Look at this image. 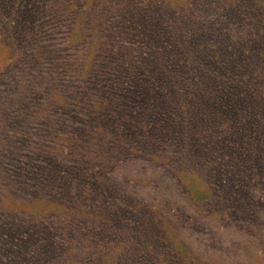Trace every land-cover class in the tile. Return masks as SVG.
Returning <instances> with one entry per match:
<instances>
[{"label":"trees","instance_id":"trees-1","mask_svg":"<svg viewBox=\"0 0 264 264\" xmlns=\"http://www.w3.org/2000/svg\"><path fill=\"white\" fill-rule=\"evenodd\" d=\"M121 1H98L94 10L71 15L70 3L46 0L30 26L29 22L14 30L7 23L0 30L10 60L9 74L3 78L14 87L0 102V152L22 150L34 161L58 164L60 158L95 168L88 175L71 166L38 182L34 200L54 206L52 219L59 227L68 219H111L102 205L103 197L110 195L103 169L132 153L129 141L135 135L125 124V112L116 113L121 99L113 93L114 79L128 80L138 94H154L145 110L155 114V124L151 130L145 123L139 127L149 134L151 162L166 163L176 174L184 172L186 157H176L164 144L175 133L176 147H188L196 155L189 175L197 180L198 172H215L209 157L229 138H234V145L219 152L243 174H251L249 183H257L255 172L264 166V0H134L130 8ZM65 21L70 27L61 47L55 41ZM147 37L164 51L163 58L140 52L149 43ZM166 41L170 45L160 47ZM15 76L21 77L12 82ZM24 76L30 78L26 88ZM173 95L178 96L175 105L200 100L207 109L183 108L179 118L163 121L162 109L169 108ZM70 115L78 126L68 123ZM31 124L34 133L27 129ZM203 136L206 141L201 143ZM123 179L127 184L139 182ZM9 189V184L2 186L0 205ZM206 192L187 191L195 211L213 204L209 216L227 219L224 201L215 199L210 189ZM116 199L120 200L114 207ZM110 200L115 219H122L126 201L112 194ZM239 206L248 207L247 199ZM137 207L141 206L136 203L134 211L142 219L160 216ZM24 218L32 219L23 213ZM146 241H119L124 254L103 264H140ZM155 258L158 264L161 257Z\"/></svg>","mask_w":264,"mask_h":264},{"label":"rangeland","instance_id":"rangeland-1","mask_svg":"<svg viewBox=\"0 0 264 264\" xmlns=\"http://www.w3.org/2000/svg\"><path fill=\"white\" fill-rule=\"evenodd\" d=\"M53 1H62L65 5L70 3L72 15L91 8L94 10L98 1L102 0ZM45 2L46 0H0V30L7 23L14 30L22 24H28L33 15L44 9ZM121 2L130 8L134 0ZM30 24L31 22L27 27ZM69 27V21L59 25L56 45L64 47V37ZM15 36L18 34L15 33ZM146 39L149 43L142 45L140 52L163 58L164 51L151 38ZM169 45L166 41L160 47ZM129 47L137 49L132 43ZM7 54L0 36V102L5 101L14 91L13 84L7 83L3 78L9 74L7 69L10 60ZM173 57L178 59L174 54ZM20 77L15 76L12 82ZM21 79L25 88L30 85L28 76ZM146 81L153 82L151 78H146ZM113 82V93L116 92L121 99L120 109L116 113L119 116L125 112V124L135 133L129 141L130 151L136 153L122 154L116 165L103 169L110 195L103 197L105 204L102 205L108 210L111 219H68L66 226L59 227V222L52 219L54 206L49 203L44 206L40 201L37 200V203L34 200L38 182L56 172L66 171L71 166L80 168L88 175L95 168L82 164L75 166L70 160L60 158L58 164H53L50 159L34 161L30 152L21 150L4 153V148L0 152V190L7 184L10 189L0 205V264L110 263L116 255L124 254L120 252L123 246H117L119 241L136 243L141 238L147 241L144 242V252L140 253L138 259L140 264H154L156 256L161 257L158 264H264V166L255 172L259 174L257 183H249L251 174H243L219 152L224 146L229 148L234 145V138V141L229 138L209 157V163L213 162L215 172H198L201 179L197 180L189 175L190 169L196 167L193 164L196 155L189 151L187 145L188 150L182 146L176 147L175 133L173 139L167 138L164 144L176 157H186L182 163L184 172L176 174L166 163L151 162L147 146L149 134L139 130V127L145 123L151 130L155 124L156 119L152 116L155 114L151 110H145L150 104L148 101L154 100V94L134 92L126 79H114ZM177 97L171 96L168 99L169 108L162 109L163 121L179 118L183 108L207 109L200 100L189 106L175 105ZM75 118L70 115L68 121L74 127L79 125ZM34 127L31 124L27 129L34 133ZM206 137L203 136L200 142L204 143ZM124 176L139 182L135 185L127 184ZM207 188L215 199L224 201L227 219H212L209 216L215 210L213 204L205 206L204 211L197 212L187 199L189 189L207 193ZM111 194L127 203L121 208L122 219H115L117 215L114 207L120 199L114 200L113 207L109 204ZM245 199L248 207L241 208L239 204ZM136 203L141 206L136 209L154 210L160 216L157 219H142L134 211ZM146 204L150 207H144ZM23 213L32 219H21ZM128 232H131L130 236L126 235Z\"/></svg>","mask_w":264,"mask_h":264}]
</instances>
